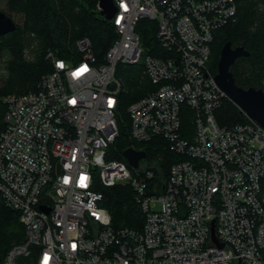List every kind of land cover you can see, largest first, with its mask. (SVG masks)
Masks as SVG:
<instances>
[{"label": "built area", "instance_id": "1", "mask_svg": "<svg viewBox=\"0 0 264 264\" xmlns=\"http://www.w3.org/2000/svg\"><path fill=\"white\" fill-rule=\"evenodd\" d=\"M114 3L102 60L83 37L80 57L49 51L54 69L38 87L5 97L0 206L19 213L25 236L0 264H264V126L244 111L243 122L219 123L229 98L210 65L237 0ZM123 64L142 65L150 82L127 109V148L146 152L137 166L113 147ZM163 141L174 155L167 171L147 151ZM99 180L132 188L141 228L113 227Z\"/></svg>", "mask_w": 264, "mask_h": 264}, {"label": "trees", "instance_id": "2", "mask_svg": "<svg viewBox=\"0 0 264 264\" xmlns=\"http://www.w3.org/2000/svg\"><path fill=\"white\" fill-rule=\"evenodd\" d=\"M237 2V19L228 22L215 34L210 65L217 73L221 50L226 42L231 41L233 47L244 46L250 52L249 56L239 57L231 67L236 83L243 88L255 87L264 91V11L257 8L258 3H264V0ZM98 3L99 0H7L8 11L4 12L11 17L12 13H22L24 21L22 25L16 23L14 32L0 36V58L7 51L11 56L7 60V74L0 78V129L6 125L5 97L35 90L41 79L53 71V63L47 57L49 51L65 59L80 57L76 42L88 37L94 55L98 60L103 59L116 32L113 23L101 14ZM143 34L146 42L153 41L152 30ZM35 40H38L35 58L27 61L24 52ZM118 69V76L123 78L126 88L118 97L117 116L121 134L113 147L121 158L123 151L133 145L128 138V106L146 94L150 82L143 74L142 65L123 64ZM216 116L224 126L246 120L242 110L229 99L223 102ZM147 151L150 159L164 158L165 171L174 162V155L164 141L157 142ZM95 189L103 193L101 204L110 211L114 228L142 227L144 214L129 185L108 187L99 180ZM24 236L25 227L20 222L19 213L5 205L0 206V261L8 249L22 241Z\"/></svg>", "mask_w": 264, "mask_h": 264}, {"label": "water", "instance_id": "3", "mask_svg": "<svg viewBox=\"0 0 264 264\" xmlns=\"http://www.w3.org/2000/svg\"><path fill=\"white\" fill-rule=\"evenodd\" d=\"M101 14L107 20H111L116 11L114 0H99ZM17 24L14 19L0 10V36L14 32ZM250 52L244 46L233 47L231 41L222 47L218 61V71L215 80L218 86L227 94L229 100L236 104L250 118L264 126V91L255 87L243 88L236 83L234 73L231 70L235 61L242 56H249ZM124 155L134 166L139 159L146 157L144 150L133 148L124 150Z\"/></svg>", "mask_w": 264, "mask_h": 264}, {"label": "rangeland", "instance_id": "4", "mask_svg": "<svg viewBox=\"0 0 264 264\" xmlns=\"http://www.w3.org/2000/svg\"><path fill=\"white\" fill-rule=\"evenodd\" d=\"M257 8H258L259 11H264V3L259 2ZM0 10H2V11H8V9H7V0H0ZM12 17L14 18L15 22L18 25H22V23L24 21V17H23V14L22 13H20V14H18V13H12ZM236 19H237V16L235 17L234 20H236ZM151 43H154V41L151 42ZM32 45H33V47H32ZM32 45L28 48V51L25 50V52H24V57H25V59L27 61L34 60L35 53H36V50L38 48V40H35L32 43ZM10 57H11L10 56V52L7 51L0 58V78L3 77V76H5L7 74L6 73L7 72V70H6L7 69V60H9ZM263 82H264V80H263ZM148 84L150 85V83H148ZM121 158H123V160L126 163H128V160L125 157H123V155H122Z\"/></svg>", "mask_w": 264, "mask_h": 264}, {"label": "snow or ice", "instance_id": "5", "mask_svg": "<svg viewBox=\"0 0 264 264\" xmlns=\"http://www.w3.org/2000/svg\"><path fill=\"white\" fill-rule=\"evenodd\" d=\"M87 69L85 68V69H82L81 71L83 72V71H86ZM75 101H73V103H74ZM45 264H47V258H46V261H45Z\"/></svg>", "mask_w": 264, "mask_h": 264}]
</instances>
